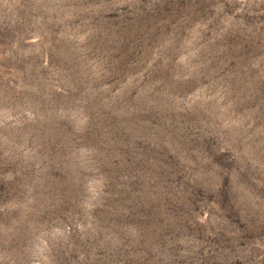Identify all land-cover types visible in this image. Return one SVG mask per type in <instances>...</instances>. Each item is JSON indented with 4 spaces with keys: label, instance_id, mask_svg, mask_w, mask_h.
I'll return each mask as SVG.
<instances>
[{
    "label": "rangeland",
    "instance_id": "obj_1",
    "mask_svg": "<svg viewBox=\"0 0 264 264\" xmlns=\"http://www.w3.org/2000/svg\"><path fill=\"white\" fill-rule=\"evenodd\" d=\"M0 264H264V0H0Z\"/></svg>",
    "mask_w": 264,
    "mask_h": 264
}]
</instances>
